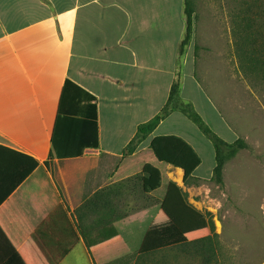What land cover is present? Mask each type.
<instances>
[{"label": "crops", "instance_id": "crops-1", "mask_svg": "<svg viewBox=\"0 0 264 264\" xmlns=\"http://www.w3.org/2000/svg\"><path fill=\"white\" fill-rule=\"evenodd\" d=\"M184 33V0H0V264H20L12 251L23 264H143L139 256L181 239L150 194L161 183L151 182L148 170L159 172L166 157L192 155L189 177L208 180L214 149L211 173L202 178L196 172L211 147L179 111L131 154L126 147L164 107L175 80L180 99L210 129L198 101L216 125L238 133L202 89L209 69L198 58L207 52L198 43L196 11L180 54ZM93 105L96 148L89 146ZM164 172L183 185V168L168 163ZM140 174L151 195L142 206L122 199ZM93 196L96 212L83 222L107 215L80 233L76 210Z\"/></svg>", "mask_w": 264, "mask_h": 264}, {"label": "rangeland", "instance_id": "rangeland-1", "mask_svg": "<svg viewBox=\"0 0 264 264\" xmlns=\"http://www.w3.org/2000/svg\"><path fill=\"white\" fill-rule=\"evenodd\" d=\"M192 1L197 12L198 43L207 52H199L198 58L209 69L207 85L202 83V89L238 133H228L216 125L199 101L196 108L216 136L232 142L237 134L248 149L225 164L222 185L210 179H183L180 188L186 201L202 216L205 226L188 233L173 226L181 239L166 242L164 252L148 258L147 264H264V0ZM203 141L211 147V157H202V167L196 173L206 178L214 164V153L211 142L207 138ZM158 170H148L151 182L155 179L161 183L163 175L166 177ZM128 181L132 186L123 190L122 199L140 206L143 199L151 201L152 193L142 186L141 174ZM119 187L112 194L117 193L116 198L121 196ZM110 208L116 209V205L111 203ZM213 234L218 235V242L211 246L216 254L209 263L193 249L176 254L167 251Z\"/></svg>", "mask_w": 264, "mask_h": 264}, {"label": "trees", "instance_id": "trees-1", "mask_svg": "<svg viewBox=\"0 0 264 264\" xmlns=\"http://www.w3.org/2000/svg\"><path fill=\"white\" fill-rule=\"evenodd\" d=\"M184 16H185V33L183 40L180 44V54L183 53L184 48L189 44L193 31H194V19H195V8L192 0H184ZM197 50V48H195ZM238 54V53H237ZM254 65V61H252ZM70 82H66L60 102V109H59V116L61 117L66 103L67 91ZM180 88H179V81L175 80L170 88L168 100L164 107L160 110V112L154 116L152 119L143 123L137 127V132L134 139L127 145L126 152L131 154L137 143L144 140L148 137L159 125V123L164 120L170 113L174 111H179L184 114L192 123L196 125L202 135L207 138L214 149L215 153V167L212 172V176L210 180L214 182L216 185H222L223 181V170L225 164L233 159L239 151L248 149V145L246 142L238 138L233 143H226L218 136H216L212 130L206 125V123L201 119V117L195 112L193 107L183 102L180 97ZM94 101V98H92ZM93 112H94V128H93V141L89 144L90 147L96 148L98 146L97 141V128H96V115H95V106L93 105ZM59 120V119H58ZM57 158H64L59 153L55 154ZM51 157V156H50ZM167 160L160 161L158 167L164 173V165L168 163L174 164L176 167H181L184 169V178H190V170L194 166V158L182 154L176 160L168 161L169 158L166 157ZM153 196L157 197L159 200V210L163 212L165 217L172 223V225L177 228L180 232L184 231L185 233L195 231L197 229H201L205 226L204 220L202 216L194 210L186 201V196L182 192L181 188L178 187L174 182L170 181L164 175L162 177L161 186L152 192ZM95 196L92 198L85 200L83 204L76 210L77 214V229L81 233L87 228L98 225L103 223L106 217L102 215L100 219L95 220L89 226L83 222L86 214L91 213L92 211L96 212V203L98 199H94ZM84 213V214H83ZM151 223V219L144 224V231L146 230L148 224ZM143 231V232H144ZM218 242V235L213 234L212 236H206L202 239H198L189 243L173 246L167 251L173 254L178 252H185L188 253V249H193L195 253H198V256L202 258L203 261L208 260L210 262V258L214 257L216 254L215 249L211 246L214 243ZM136 250L133 252V256L135 255ZM164 252L163 250H157L145 253L139 256L141 262H146L148 258H154L156 254H160ZM13 255L12 258L18 261L20 264L23 262L20 260L19 256L16 252L12 251ZM140 262V263H141Z\"/></svg>", "mask_w": 264, "mask_h": 264}]
</instances>
